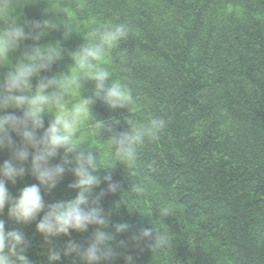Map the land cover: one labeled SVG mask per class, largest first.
Listing matches in <instances>:
<instances>
[{"label":"trees","instance_id":"obj_1","mask_svg":"<svg viewBox=\"0 0 264 264\" xmlns=\"http://www.w3.org/2000/svg\"><path fill=\"white\" fill-rule=\"evenodd\" d=\"M8 19H18L26 32L33 31L32 22L56 24L39 41H22L0 65L2 81L24 52L59 42L62 58L32 78L33 89L43 77L78 75L71 52L94 27L129 26L128 37L106 53L103 64L113 80L131 90L133 103L112 109L95 98L92 113L78 117L74 138L98 157L102 167L96 174L111 176L89 199L104 193L100 206L110 223L103 230L114 236L119 253L113 264H125V255L133 256V264H264V0H0V26ZM65 23L73 27L67 36ZM94 88L87 80L59 110L49 105L37 136L54 113L71 116L84 104L83 95L94 96ZM4 111L23 115L22 108ZM156 118L166 122L157 138L138 145L131 164L119 162L109 136L129 131L128 122ZM9 135L23 145L11 128ZM28 150V160L19 165L25 174L7 183L12 197L38 183L32 174L35 149ZM65 158L72 163L60 182L41 188L46 204L77 195L70 187L77 179L71 171L74 154L66 157L60 149L50 165ZM11 159L10 148L0 149V164ZM109 183L118 185L115 192ZM164 209L167 215L161 214ZM43 215L21 223L6 206L0 219L8 230L25 233L30 264H86L75 254L50 261L48 249L61 251L68 240L86 244L95 226L46 238L36 228ZM124 222L128 231L116 233L114 225ZM152 225L171 236V246L152 250L150 241L132 239Z\"/></svg>","mask_w":264,"mask_h":264},{"label":"clouds","instance_id":"obj_2","mask_svg":"<svg viewBox=\"0 0 264 264\" xmlns=\"http://www.w3.org/2000/svg\"><path fill=\"white\" fill-rule=\"evenodd\" d=\"M55 27L56 24L51 20L32 22L33 31L26 32L25 26L18 19H8L0 26V65L7 63L10 54L22 41L28 38L39 41L48 29ZM65 28L67 36L73 27L65 23ZM129 32V26L125 23L94 27L85 37V43L71 52L73 65L78 70L77 76L69 71L55 74L51 78L43 77L33 89L32 78L42 71L50 70L63 56L64 50L56 42L45 46L37 45L24 52L0 81V112L3 113L0 114V149L8 147L12 150V159L0 164V213L7 206L10 217H14L17 222L28 223L44 212L36 228L46 238L69 235L72 230L86 232L90 225L95 226L86 244L68 240L61 251L49 248L50 261L59 260L61 254H75L86 264H113L119 255L113 245L114 236L103 230L110 223L109 215L100 206V196L104 193L101 192L91 202L89 199L102 179L111 181V176L101 178L96 174L102 167L98 163V157L74 138L77 135L75 125L78 117L86 112L92 113L91 106L95 103V98L101 99L112 109L128 108L133 103L131 90L121 81L113 80L110 71L103 64L106 53L117 48L128 37ZM87 80L94 81V96L83 95L84 104L73 108L71 116L54 113V119L49 122L43 135L37 136L36 130L44 127L43 116L48 112V106L54 105L59 110L73 89L82 87ZM9 107L22 108L23 115L17 116L4 111ZM165 123L161 118L148 122H128L129 131L110 135L109 140L118 161L125 164L134 162L137 146L146 140H155ZM9 128L22 137V146L15 145L9 135ZM108 130L111 131V128ZM29 146L35 149L31 153L32 174L38 183L26 185L18 196L12 197L7 183H15L17 177L25 174V168L19 165L28 160ZM60 149H64L66 157L74 154L76 166L71 171L77 179L70 187L78 192L71 200L46 204L41 188H54L63 178L65 166L72 163V160L65 158L62 163L50 165V160L57 156ZM117 188V184L108 185L109 191L115 192ZM161 214L167 215L168 210H162ZM114 229L116 233L126 232L129 225L127 222L118 223L114 225ZM132 239L137 242L150 241L147 246L152 250L169 247L172 242L167 232L157 231L153 225L142 227L138 233L133 234ZM29 247L25 233L19 229L8 230L4 220L0 219V264H30L26 255ZM124 261L125 264H133L134 258L132 255H125Z\"/></svg>","mask_w":264,"mask_h":264}]
</instances>
